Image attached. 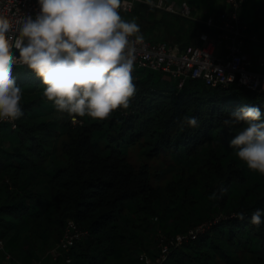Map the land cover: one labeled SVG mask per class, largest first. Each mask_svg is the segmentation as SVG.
I'll use <instances>...</instances> for the list:
<instances>
[{
  "label": "trees",
  "instance_id": "trees-1",
  "mask_svg": "<svg viewBox=\"0 0 264 264\" xmlns=\"http://www.w3.org/2000/svg\"><path fill=\"white\" fill-rule=\"evenodd\" d=\"M138 6L121 16L133 19ZM167 16L170 28L182 18ZM13 75L23 115L14 128L0 122V239L13 264H144L138 254L154 257L160 235L169 242L198 226L160 264H264V175L229 146L244 125L223 123L244 107L264 121V92L193 79L177 88L135 69L129 107L94 120L58 112L25 67ZM185 115L199 126L181 130ZM68 219L84 231L64 253L69 262L42 257Z\"/></svg>",
  "mask_w": 264,
  "mask_h": 264
},
{
  "label": "clouds",
  "instance_id": "clouds-1",
  "mask_svg": "<svg viewBox=\"0 0 264 264\" xmlns=\"http://www.w3.org/2000/svg\"><path fill=\"white\" fill-rule=\"evenodd\" d=\"M34 14L12 18L0 14V122L23 115L22 88L13 70L25 67L44 86L43 98L58 112L105 120L118 108L127 109L136 94L132 71L135 46L144 36L133 18L120 10L127 0H36ZM151 6L152 0H145ZM224 125H244L229 146L247 168L264 175V121L256 107L231 112ZM198 127L185 115L181 130ZM224 189H221L222 195ZM216 192L210 200L218 199ZM261 210L250 222L259 226ZM244 219L243 213L237 214Z\"/></svg>",
  "mask_w": 264,
  "mask_h": 264
},
{
  "label": "built area",
  "instance_id": "built-area-1",
  "mask_svg": "<svg viewBox=\"0 0 264 264\" xmlns=\"http://www.w3.org/2000/svg\"><path fill=\"white\" fill-rule=\"evenodd\" d=\"M245 0H226L227 8L216 15H208L200 22L213 32L212 38L206 33L198 34L199 44L184 46L179 54L173 52L163 41L150 42L144 38L142 44L135 46L133 53L135 69H147L166 74L180 88L187 79L199 80L208 87H226L236 84L256 93L264 92V60L258 61V70L251 69V60L245 50V42L249 38L247 27L240 18V7ZM136 4L153 9L178 14L189 18V9L181 3L176 9L168 0H152L151 6L145 0H127L126 7L121 12H129ZM38 10L36 0H0V14L15 18L20 14H34ZM11 128L14 121H5ZM71 123L78 122L70 117ZM201 226L191 229L186 235H177L169 242L160 235L157 253L154 257L141 252L138 259L144 264H160L165 259L169 244H179L187 236H193ZM84 231L70 219L66 220L62 232L50 251V257L55 260L63 257L68 263L69 258L64 253L83 236ZM0 264H13L10 254L5 251L0 239Z\"/></svg>",
  "mask_w": 264,
  "mask_h": 264
},
{
  "label": "crops",
  "instance_id": "crops-1",
  "mask_svg": "<svg viewBox=\"0 0 264 264\" xmlns=\"http://www.w3.org/2000/svg\"><path fill=\"white\" fill-rule=\"evenodd\" d=\"M168 1L173 2L176 9H179L181 3H185L189 9L190 17L177 18V22L173 23L170 28L165 25L168 20V18H163L165 17L163 15L165 11L162 12L147 6L145 8L138 6V15L133 18L140 26L141 33H144L149 27H153L155 32L151 34L152 37L163 39L169 47L179 51L190 43L199 44V33H206L209 38H212L213 32L204 27L200 21L208 15H216L227 8L226 0ZM240 18L247 27L249 38L244 46L248 49L250 60L252 57L263 60L264 0H245L240 7Z\"/></svg>",
  "mask_w": 264,
  "mask_h": 264
},
{
  "label": "rangeland",
  "instance_id": "rangeland-1",
  "mask_svg": "<svg viewBox=\"0 0 264 264\" xmlns=\"http://www.w3.org/2000/svg\"><path fill=\"white\" fill-rule=\"evenodd\" d=\"M165 15V18H168V16H167V14H164ZM164 18V17H163ZM171 18H173V16H171ZM167 20V19H166ZM173 23H175V22H173ZM155 29L153 28V27H149L148 29H146V31L144 32V33H141L143 36H144V38L145 39H147L148 41H150V42H159V41H162V39H160V38H155V37H152V33L153 32H155L154 31ZM164 42V41H163ZM245 47V46H244ZM184 47H182V49H183ZM181 49V50H182ZM245 50L248 52V49H246V47H245ZM173 52L175 53V54H179L181 51H179V50H173ZM260 59L259 58H251V69H253V70H258V66H257V64H258V61H259ZM264 60V59H263ZM165 76H166V74H165ZM168 77V76H167ZM130 153H132V156H134V154H135V151H131ZM54 246V245H53ZM53 246H51V247H49L46 251H44L42 254V257H44V258H47L48 260H51V257H50V251H51V249L53 248Z\"/></svg>",
  "mask_w": 264,
  "mask_h": 264
}]
</instances>
